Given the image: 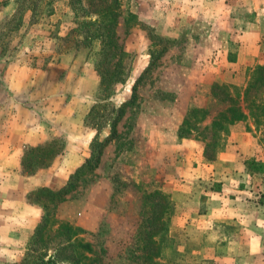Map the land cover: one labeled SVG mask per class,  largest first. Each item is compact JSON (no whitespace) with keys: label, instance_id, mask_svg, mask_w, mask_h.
I'll use <instances>...</instances> for the list:
<instances>
[{"label":"rangeland","instance_id":"1","mask_svg":"<svg viewBox=\"0 0 264 264\" xmlns=\"http://www.w3.org/2000/svg\"><path fill=\"white\" fill-rule=\"evenodd\" d=\"M260 66L264 0H0V264L47 261L61 223L93 264H143L153 231L156 264H264ZM226 94L247 119L221 132Z\"/></svg>","mask_w":264,"mask_h":264},{"label":"trees","instance_id":"2","mask_svg":"<svg viewBox=\"0 0 264 264\" xmlns=\"http://www.w3.org/2000/svg\"><path fill=\"white\" fill-rule=\"evenodd\" d=\"M256 85L264 86V66H260L254 69V71L252 72L251 80L248 86L246 87L245 94H247V92H249ZM225 99L229 101L230 106L224 111H219L218 115L212 120V126L216 127L221 132H225L228 126L233 125L234 123L239 121H245L247 119V115L243 113V111L238 106L236 101L233 100V98L228 97V95L226 94ZM257 107L261 108V113H264V101H262ZM122 110L123 108L119 109V111L121 112ZM203 113L204 115L208 114L207 111H203ZM121 115L122 114L120 113V115H118L117 118L112 122V137L115 136V126L117 122H119V120L121 119ZM252 115L253 114L249 112L248 116L251 117ZM185 123L188 125L187 120L185 121ZM109 141L110 138H107L104 142L99 145V149L97 150V152H95L94 155L88 158L82 164V166H80L74 172V174L70 177L69 181L66 183L65 186H63L57 191H52L48 188H42L38 191L36 195L48 198L51 203L55 201V203L61 202L65 195L69 194L76 188V182L81 178V176H83L87 172L93 171L96 167H98L102 155V150L108 144ZM51 146L48 149H45L44 147H38L33 149L30 154H27V156L22 159L23 168L25 170L34 171L35 169L49 165L52 161V158L54 157V153L51 154L52 151L50 150L54 148V146ZM44 160H46L47 162L45 163ZM31 162H33L34 166L31 165ZM158 219L159 218H157L156 220L160 225V221ZM42 221H44V223L42 222L36 228V234H42L44 227L47 226V223H49V216L45 215ZM80 231V229L75 228L68 223H61L57 228V237H62L65 242L58 243L57 247L55 248L54 255L50 256L47 261H36L35 264H56L55 258L60 253L65 254L64 256H66V258H68L72 264H93V259L90 260L89 257L85 256V253H93L92 245L88 242H83L82 239L78 238ZM146 234V245L149 247L144 252L145 256L143 258V264H156L155 258L160 255V247L157 244L159 240L154 241L155 231ZM46 247L47 243L45 244L44 248ZM86 259H89L90 261H87Z\"/></svg>","mask_w":264,"mask_h":264}]
</instances>
